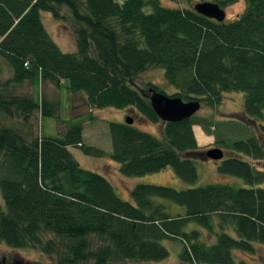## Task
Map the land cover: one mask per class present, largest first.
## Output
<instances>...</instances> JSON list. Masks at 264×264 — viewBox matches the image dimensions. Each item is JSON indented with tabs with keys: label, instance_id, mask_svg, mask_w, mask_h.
<instances>
[{
	"label": "trees",
	"instance_id": "1",
	"mask_svg": "<svg viewBox=\"0 0 264 264\" xmlns=\"http://www.w3.org/2000/svg\"><path fill=\"white\" fill-rule=\"evenodd\" d=\"M209 1L223 8L236 0ZM243 1L235 19L216 21L158 0H0V57L11 69L0 81V118L20 117L25 125L35 112L57 116L58 105L14 92L29 81L82 92L90 109L131 108L162 125L155 136L133 123L108 122L109 152L84 144L79 122L65 125L62 137H32L0 126V243L38 246L55 254L57 264L157 262L168 256L162 244L167 239L181 241L180 263L234 264V251L251 253L254 243L264 244V189L259 187L264 169L255 164L264 160V142L251 128L264 121V0ZM62 7L74 22V52H63L41 19V12L61 19ZM148 68L163 69L175 90L171 96L184 102L215 108L224 93L242 92V113L163 122L147 91L134 81ZM147 88L163 92L151 84ZM193 125L212 135L223 152L213 160L217 173L241 180L243 187L136 184L130 202L102 173L81 167L69 150L107 156L126 177L169 167L193 185L197 159L204 160L206 151L197 146ZM161 200L183 212L172 214ZM189 224L215 241H202ZM92 241L98 245L92 247Z\"/></svg>",
	"mask_w": 264,
	"mask_h": 264
},
{
	"label": "rangeland",
	"instance_id": "2",
	"mask_svg": "<svg viewBox=\"0 0 264 264\" xmlns=\"http://www.w3.org/2000/svg\"><path fill=\"white\" fill-rule=\"evenodd\" d=\"M162 6L171 8H193V5L203 1L209 0H158ZM225 12L224 21H231L241 13L244 9V1L236 0L234 3L224 6L222 8ZM62 18L59 20L54 19L49 13L41 12V19L43 24L63 52L75 51V33L74 22L65 7L60 9ZM11 76V69L8 64L0 57V81L5 80ZM135 83L138 87L147 91L150 95V89L147 88L148 84L156 86L162 90L163 94L171 96L175 92L174 88L166 83L164 79L163 69L161 68H148L142 73L138 74L135 78ZM16 94L32 96L37 101H46L52 105H58V113L56 117L40 116L39 112L32 115L31 121L25 125L22 124L20 117L0 118V126H11L14 129L25 132L28 136H50L62 137L65 130V125L71 122H79L83 127V143L90 146H96L109 152L111 149L110 136L107 128L108 122H125L127 117L132 119V123L140 130L149 132L158 136L161 132V123L147 122L140 114L134 112L131 108L115 109L106 107L102 109H90L85 104V98L82 92L71 93L66 90L65 86L57 88L50 84L33 83L25 81L16 86ZM243 93L242 92H226L220 101V104L215 108H210L205 104L200 105V109L194 114L196 117H212L215 120L226 119L230 116L240 115L242 113ZM42 104V103H41ZM134 112V113H133ZM161 120V119H160ZM162 121V120H161ZM131 123V124H132ZM252 130L264 142V121L252 123ZM202 135L213 138L212 135H207L202 130ZM202 137V136H201ZM204 140L200 141L197 146L203 150L214 148L213 142L207 140V137H202ZM197 143V141H196ZM69 150L73 157L78 161L81 167L97 171L106 176L114 188L116 194L123 200L132 201L130 197V189L136 184H155L166 185L174 189H185L198 185H203L212 182H226L230 181L236 186L243 187V182L231 176L220 175L217 173L213 160L204 159L196 162L197 181L195 184L190 185L178 178L173 170L169 167L164 168L156 173H149L142 176L126 177L118 171V164L112 161L107 156L96 158L93 156L84 155L78 148L70 147ZM256 167L264 169V160L255 162ZM264 189V182L259 185ZM172 214L178 211L183 212V208L174 205L173 203L161 200ZM3 208V203L0 198V209ZM196 228L200 231V239L206 243H213L214 236L210 235L206 230L189 224L187 229ZM50 236L45 237V239ZM162 244L168 250V256L163 260L157 262H140L139 264H185L178 262V252L181 249V241L177 239L163 240ZM97 242L92 241V247H96ZM234 264H264V244H253V251L250 253H243L234 251ZM57 256L55 254H45L37 247L28 248H10L3 243H0V264H57ZM84 264H92L87 262Z\"/></svg>",
	"mask_w": 264,
	"mask_h": 264
},
{
	"label": "water",
	"instance_id": "3",
	"mask_svg": "<svg viewBox=\"0 0 264 264\" xmlns=\"http://www.w3.org/2000/svg\"><path fill=\"white\" fill-rule=\"evenodd\" d=\"M193 10L216 21H223L225 17L224 10L217 3L211 1L196 3L193 5ZM148 98L152 110L163 122L189 118L200 109V103L196 100L184 102L177 96H168L153 89H150ZM125 123L131 124L132 119L127 117ZM222 156L223 152L216 147L210 148L204 153L205 159L219 160Z\"/></svg>",
	"mask_w": 264,
	"mask_h": 264
},
{
	"label": "crops",
	"instance_id": "4",
	"mask_svg": "<svg viewBox=\"0 0 264 264\" xmlns=\"http://www.w3.org/2000/svg\"><path fill=\"white\" fill-rule=\"evenodd\" d=\"M192 131H193V134H194V137H195V139H196V141H197V144L200 142V141H202V140H204L202 137H207V140H211V142H213V138H210L209 136H205V135H202V129H201V127L200 126H198V125H193L192 126ZM202 136V137H201ZM215 167H216V165H215ZM221 182V181H220ZM223 182V181H222ZM227 183H231L230 181L228 182V181H226ZM233 183V182H232Z\"/></svg>",
	"mask_w": 264,
	"mask_h": 264
}]
</instances>
